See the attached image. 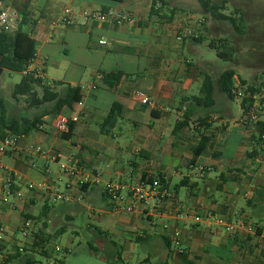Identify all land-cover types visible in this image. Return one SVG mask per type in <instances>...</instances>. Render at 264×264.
Returning a JSON list of instances; mask_svg holds the SVG:
<instances>
[{
    "label": "crops",
    "instance_id": "0c3cea01",
    "mask_svg": "<svg viewBox=\"0 0 264 264\" xmlns=\"http://www.w3.org/2000/svg\"><path fill=\"white\" fill-rule=\"evenodd\" d=\"M32 1L24 0L18 8V0H8L19 13L28 4L31 19L37 21L33 33L38 43V56L29 68L42 70L50 84L63 83L58 87L62 94L68 85L79 86L85 108L70 140L54 133L52 125L57 115L44 114L41 115L43 128L34 130V136L33 132L21 136V151L6 156L12 159V166H7L18 173L23 191L24 184L35 175L55 181L57 177L52 164L59 165V158L56 160L55 157L69 153L75 154L87 171L101 174L100 184L120 183L125 193L143 180L160 178L170 195L162 202L152 201L149 215L117 212L126 214L130 222L128 228L134 231L129 244L139 241L147 245L152 254L161 257L160 264H247V260L249 264L257 261L264 264V235L230 237L215 224L217 216L233 220L242 213L252 215L254 220L259 217V221H264V167L256 162L249 134L239 127L238 119H232L230 101L234 100L217 87L224 71L215 78L210 61L200 56L196 62L186 56V51L199 55L195 47L197 43L183 35L184 29L180 30L195 28L187 21L189 18H201L197 19L195 15L189 17L184 10V13H176L172 21L152 17L150 9L153 0H71L70 5L77 9L96 12L117 9L132 14L136 21L124 26L96 21L85 24L84 17L79 16L75 26L66 27L54 25L42 9L37 13L38 9ZM50 25L55 26L53 32H49ZM202 28L200 37H205L208 28L206 25ZM59 29L64 32L62 38L67 52L72 43H79L80 50L93 56L91 68L79 54L72 62L54 58L51 49L57 47L55 36ZM178 32L183 35L181 39L177 37ZM247 34L246 31L245 36ZM102 40L107 43L100 44ZM228 46L234 48L232 44ZM51 59L54 65L65 68L66 75L70 70L78 75L73 73L69 78L65 76V80L52 82L47 70ZM120 71L124 73L120 83L113 88L107 86L103 73ZM87 74L92 81L83 86ZM207 74L216 84V105L210 112L195 106L193 100L194 97H202L203 80ZM240 80L245 81L237 73L235 82ZM138 91L146 94L151 103L143 105L136 95ZM116 103L120 105V116L111 128H102ZM47 108L44 111L51 110L52 105ZM194 110L189 124L175 133L177 124L186 119V111ZM128 124L133 129H125ZM203 139H207L206 150L196 158L194 153ZM29 144L41 145L46 155L27 154L23 149ZM40 161L44 162L42 168L36 167ZM200 165L213 170L201 176L197 171ZM243 167H247V173L240 176L242 181L236 180L234 175ZM184 169L188 170L187 174ZM176 178L180 182L172 189ZM96 187L71 192L87 193ZM182 188L187 190L185 200L181 198ZM104 190L103 197L115 211ZM26 194V199L18 202L13 209L4 204L0 207V223L7 227L5 239L3 234L0 241H24L18 240L17 235L23 218L27 216L28 204L36 205L42 200L46 207L41 217L48 219L51 199L39 192ZM16 212L21 213L20 217ZM196 216L202 218L201 222L195 221ZM176 228L182 232V255L175 253L169 239ZM167 241L171 244V255ZM130 257L129 253L126 256L122 253L119 259L128 264ZM153 261L150 253L143 257L141 263L153 264Z\"/></svg>",
    "mask_w": 264,
    "mask_h": 264
},
{
    "label": "rangeland",
    "instance_id": "374dc122",
    "mask_svg": "<svg viewBox=\"0 0 264 264\" xmlns=\"http://www.w3.org/2000/svg\"><path fill=\"white\" fill-rule=\"evenodd\" d=\"M24 0H18V8H21V3ZM71 0H33V5L37 8V13H40V9L45 11L53 22L58 20L63 9L70 5ZM168 6L161 12L163 15L166 13L169 16L168 8H175L176 13L186 12L190 17L195 15L197 19L189 18L188 22H191V26L194 29L201 28L206 25L208 28L207 33H204L206 40L203 43L196 44V49L199 55L186 51V56H190L194 60L204 58L212 63L211 71L214 73L215 78L221 71L228 69H234L242 76L243 82L246 86H253L256 88L262 87L264 82V0H227L225 8L221 9L224 15L243 14L244 15V28L247 31L244 35H240L233 32L234 28L228 21H223L214 18L210 14H206L201 8L198 0H165ZM212 3L221 5L223 0H211ZM160 5L161 2L159 1ZM71 6V5H70ZM7 10L14 18L15 13L19 16L18 9L11 2L4 5H0V12ZM183 12V13H184ZM17 23V18L15 20ZM19 27V22L18 26ZM55 26L50 25L49 32L54 31ZM1 29V24H0ZM16 30H12V33ZM235 31V30H234ZM236 33V34H235ZM64 32L59 29L56 33L55 41L58 43L56 48L51 49L54 54V58L65 59L68 61H74L79 54L91 68L94 63V58L91 54L84 50H80V44H72L69 46V52L66 51L63 43L62 36ZM227 44H232L234 48L228 46L227 50L233 53V60L220 59L217 55V50L209 46L211 41L222 40ZM230 41V42H229ZM82 42V41H81ZM80 42V43H81ZM231 49V50H230ZM69 54L68 57H66ZM201 56V57H200ZM53 59L47 65L48 76L52 80H65V76H71L73 73H78L70 70L66 75L65 68L63 66H56L52 63ZM22 74L5 71L0 78V97L4 98L8 108L10 117L18 120L22 118L34 119L36 116H43L45 109L49 104H45L39 107H35L31 104L30 96L14 98V88L22 81ZM92 81V77L87 74L84 80L83 86H86L88 82ZM232 104V119L240 120L242 118L240 102L234 98V101H230ZM120 126H124L120 125ZM124 128V127H123ZM51 127L49 128V130ZM125 129H133L131 125H127ZM34 136L35 133L33 132ZM33 137H31L32 139ZM130 158V157H129ZM4 164L12 166V159L9 157L4 158ZM44 162L40 161L36 163V167H43ZM103 168V165H101ZM52 170L56 173V182L60 192L66 196H70L69 201H55L51 200L50 207L51 212L48 215V219L41 217L45 203L39 200L38 204H28L26 207L25 215L33 216L29 218L32 220V226L30 235L25 238L22 233L18 232V240H24L23 242L11 243L5 239L0 241V264H6L5 259L9 255L15 254L16 247L24 248L21 251V257L13 262V264H29L28 258L36 263L32 264H124L119 259L120 254H130L128 258V264H142L141 260L147 254L151 253L153 258V264H160L161 257L158 254H152V250L140 242H133L129 244L130 237L134 231L128 228L129 223L127 221L126 214H120L111 210L110 202L103 197L102 192L105 188L104 184H99L96 188L88 191L87 193H77L67 190L66 184L68 179L61 171L60 165L52 164ZM247 167H243L234 175L236 180L242 181L240 176L247 173ZM187 174L188 170L184 169ZM35 182L50 181L45 176L35 175L30 177ZM179 178H176L172 182V189H175L179 184ZM187 190L182 188L181 198L185 200ZM4 206L0 201V207ZM245 205V209H247ZM252 210V209H251ZM19 217L20 212H16ZM124 213V212H123ZM243 214V213H242ZM240 214L237 219L229 220L237 222L239 220H247L255 224L264 225V221H259V217L254 220L252 215ZM35 217V218H34ZM227 218V217H226ZM264 219V218H263ZM28 218H23V221ZM45 223L47 227L45 226ZM7 227L5 224L0 223ZM20 229V228H19ZM44 231L47 234L41 235V239L44 238L42 247L48 252V257L42 254V247L34 245L35 242H41V239H35L36 233L40 235V231ZM49 230V231H48ZM34 231V232H33ZM136 231V229H135ZM136 233V232H135ZM50 235V236H49ZM31 237H33L31 239ZM37 238V237H36ZM162 243V242H161ZM3 246V248L1 247ZM34 245V246H33ZM130 246V247H129ZM56 247H59L61 251H56ZM27 249V251H25ZM251 258L252 255H250ZM257 257V256H256ZM257 259V258H256ZM126 261V262H127ZM172 263V262H170ZM247 260V264H249ZM257 261L254 264H260ZM263 264V263H261Z\"/></svg>",
    "mask_w": 264,
    "mask_h": 264
},
{
    "label": "built area",
    "instance_id": "2783aa9c",
    "mask_svg": "<svg viewBox=\"0 0 264 264\" xmlns=\"http://www.w3.org/2000/svg\"><path fill=\"white\" fill-rule=\"evenodd\" d=\"M5 2H0V5H4ZM79 16L84 17L85 24L91 21H96L101 24L112 23L119 26L128 24H134L135 18L132 14L126 13L117 9H113L107 12H96L90 10H81L73 6H66L58 20L54 22V25H63L66 27L75 26ZM17 18V23L15 22ZM19 17L15 13L14 18H11L7 10L0 12V24L1 28L6 31L12 32V30L18 29ZM184 29V36L188 37H200L202 34L201 28H181ZM34 32V31H33ZM181 32H178L177 37L182 38ZM34 38V33L32 34ZM35 39V38H34ZM107 42L102 40L100 44H106ZM38 54H36L34 61ZM36 71L34 77L45 78V74L42 70H31L28 68L24 74L32 73ZM96 86H93L95 89ZM232 94L236 100L240 102V109L242 118L239 120L238 125L242 130L249 134L252 152L256 155V162L259 166L264 167V88L252 91L250 86L243 85L242 82H236L232 89ZM140 102L143 105L151 103L150 98L142 91L136 93ZM245 103L243 107L242 104ZM85 108V102L81 101L75 103L69 113H62L55 117L52 128L54 133L62 138L63 135L71 132L72 126L79 122L81 113ZM43 127L41 126V129ZM21 136L10 134L0 139V201L9 208L16 207L18 202H22L26 199L27 193H42L44 197H48L55 201H69L70 196L60 192L58 183L56 181L46 182H35L28 180L25 184V192L21 187V182L18 173L5 165L3 162L4 157L17 154L21 151L20 147ZM27 154L30 155H46L45 149L41 145L29 144L23 149ZM59 158V165L64 176L68 179L66 184L67 190L71 191L78 189L80 191L85 187H95L101 182V174L97 172L87 171L81 164L80 159L72 153L67 155H58L55 157ZM211 167L200 165L197 167L199 175L204 176L212 172ZM105 194L113 205V209L116 212L125 213H143L148 214V210L151 208L152 201L158 200L162 202L169 195V189L163 183L160 178L153 180H143L138 185L132 187L128 193L124 192V187L120 183H107L105 185ZM200 216L195 217L196 222H201ZM215 224L222 228L230 237H238L244 235H256L260 231L261 235H264V225L255 224L247 220H239L237 222L229 221L223 216L215 217ZM32 226V220L28 219L22 222L20 226V232L27 238L30 235ZM4 226L0 225V239L5 233ZM172 247L176 254L182 255L183 250V239L182 232L179 229H174L170 235ZM23 251V248H21ZM56 251H61L59 247H56Z\"/></svg>",
    "mask_w": 264,
    "mask_h": 264
},
{
    "label": "trees",
    "instance_id": "16d2710c",
    "mask_svg": "<svg viewBox=\"0 0 264 264\" xmlns=\"http://www.w3.org/2000/svg\"><path fill=\"white\" fill-rule=\"evenodd\" d=\"M114 1L123 2V0ZM159 1L161 2V5ZM0 2H8V0H0ZM198 2L206 14H210L211 16L219 20L228 21L234 28L235 32L240 35H244L246 33V30L243 25V14L237 13L236 15L235 13L228 16L220 12L221 9L225 8L227 0H223V3L221 5L214 4L211 0H198ZM167 6L168 4L165 0H153L150 9V16H158L162 19L172 21L176 15L175 8H168L169 16L166 13L164 15L161 13L163 12V10H166L165 8ZM28 8L29 6L27 4L26 9L19 13V27L15 32L12 33L6 31L3 28L0 29V78L6 70L9 72L22 74V81L17 84L14 88V98L17 99L19 98V96H30L31 104L35 107H39L45 104H51V110L45 111V114H49L52 116H56L62 113H69L70 110L73 108V105L83 99L81 95V88L79 86L68 85L65 92L62 94L60 93V91H58V87L62 86L63 83L53 82L50 84L45 78L36 79L34 77L36 71L24 74V72L28 70L30 65L33 63V60L35 59L36 54L38 53V43L32 37L33 31L37 25V21L31 19ZM191 39L197 44L203 43L206 40L205 37H191ZM209 46L217 50V55L220 59L233 60L234 55L233 53H231L233 49H230L231 51H228V44L227 42L223 41V39L220 40V43L219 41L213 40L210 42ZM236 74L237 72L234 69H228L220 75L217 82V87L219 91L224 93L231 100H234V96L231 91L236 83ZM123 75L124 73L122 71L113 73H103V80L107 86L113 88L114 86H117L120 83ZM262 88H264V82L262 83V87L259 88L250 86V89L252 91H257ZM215 90L216 84L212 76L207 74L203 80L202 97L193 98L195 106H201L205 108L208 112H210L216 105V101L214 98ZM245 103L246 102L242 104L243 107L245 106ZM194 113L195 110L191 112L186 111V119L177 124L175 128V133H177L189 124L188 120ZM119 116L120 105L116 103L113 105L112 110L107 115L102 125V128H111ZM41 125V116H36L34 119L24 117L20 120L10 117L6 101L4 98L0 97V139L10 134L18 136H28L34 130L41 129ZM74 128L75 124L72 126L71 132L69 134L63 135L62 138H64L65 140H70L72 138ZM206 142L207 139H203L198 149H196L194 153V156L196 158L200 156V154L205 152L206 149L204 146ZM86 189L87 187L83 188V190ZM26 218L29 219L33 217L26 216ZM39 233L41 234H35L37 237H35L36 240H38V238L41 239V235L47 234L42 230ZM258 234H260V231L258 232ZM44 242L46 241L44 238H42L41 242L37 241L34 243V245L36 244V246L42 247V244ZM167 245L169 248V254L171 255L172 250L169 241H167ZM42 250V254L45 257H48V252L45 247H42ZM16 251L17 252L15 254L9 255L8 258L5 259L6 264H13L15 260L21 257V247H16ZM25 251H27V249H25ZM28 262L29 264L36 263L35 261L30 260L29 258ZM38 263L42 264L40 262Z\"/></svg>",
    "mask_w": 264,
    "mask_h": 264
}]
</instances>
